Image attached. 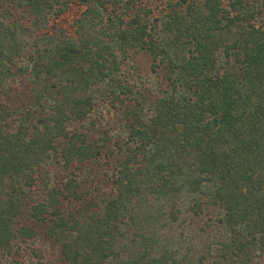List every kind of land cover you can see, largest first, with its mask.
<instances>
[{"label":"trees","instance_id":"trees-1","mask_svg":"<svg viewBox=\"0 0 264 264\" xmlns=\"http://www.w3.org/2000/svg\"><path fill=\"white\" fill-rule=\"evenodd\" d=\"M0 0V98L28 53L33 129L0 103V264H24L23 249L46 222L69 264H264V25L247 0H187L155 21L106 14L83 0L74 34L51 25L71 0ZM136 0H129L134 3ZM25 9L30 20H10ZM166 69L167 88L147 99L120 77L130 49ZM235 59V69L230 60ZM226 61V62H225ZM156 67V64L153 65ZM132 97L115 193L93 211L72 173L63 186L47 166L97 159L99 105ZM18 117V116H17ZM108 138V136H107ZM58 141H64L60 145ZM41 187L44 195L26 204Z\"/></svg>","mask_w":264,"mask_h":264},{"label":"rangeland","instance_id":"rangeland-1","mask_svg":"<svg viewBox=\"0 0 264 264\" xmlns=\"http://www.w3.org/2000/svg\"><path fill=\"white\" fill-rule=\"evenodd\" d=\"M128 1L108 0L106 14H113L115 11V14L129 20L135 14L140 13L142 16L148 15L156 23L157 20L171 11V6L182 2L181 0H136L134 3L128 4ZM187 1L202 3L204 0ZM230 1L225 0L227 8H230ZM247 1L259 8L255 20L256 25H264V0ZM3 3L4 7H7L8 2L3 0ZM85 8L86 5L83 0H71L65 12L53 17L51 25L63 28L68 34H74L76 20ZM10 20H21L26 23L30 20V14L23 8L20 11H14ZM28 63V53L18 59V65L14 67L13 75L1 93L0 103L2 106L18 113L11 120V127L13 128L25 121L33 129V125L42 113L41 110L36 111L31 108L33 99L31 76L29 72H22L20 69ZM154 64L156 67H153ZM230 68L235 69L234 58L230 60ZM120 77L128 85H136L144 96L151 101L160 98L164 89L167 88L165 66L155 61L152 53L144 47L129 50L128 56L122 63ZM135 104L136 100L132 97H124V100H118L115 103L107 101L99 105L84 124L79 122L71 125L72 129L79 128L82 130L88 122L93 120L98 131L93 138L99 144L103 142L104 145H102V153L97 159L70 165L58 164L53 161L47 166L53 176V181L60 186L65 184L73 172L79 176L80 191L85 195L82 199L63 200V210L76 213L93 211L98 209L106 198L115 193L112 173L121 157L119 144L124 143L127 138L126 130L129 124L127 112L129 107ZM58 143L62 145L64 141H58ZM43 195L44 191L41 187L34 189L26 199L27 206L34 204ZM46 222L33 221L29 217L25 218V223L31 224L37 231V236L28 240L24 245V256H22L24 257V264H69L60 252L59 242L48 235Z\"/></svg>","mask_w":264,"mask_h":264}]
</instances>
